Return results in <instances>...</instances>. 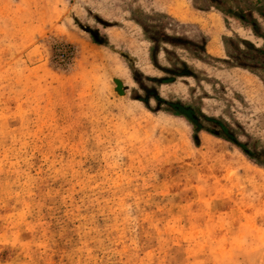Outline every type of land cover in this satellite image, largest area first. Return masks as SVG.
Returning a JSON list of instances; mask_svg holds the SVG:
<instances>
[{
    "label": "rangeland",
    "instance_id": "374dc122",
    "mask_svg": "<svg viewBox=\"0 0 264 264\" xmlns=\"http://www.w3.org/2000/svg\"><path fill=\"white\" fill-rule=\"evenodd\" d=\"M0 264H264V0H0Z\"/></svg>",
    "mask_w": 264,
    "mask_h": 264
},
{
    "label": "bare ground",
    "instance_id": "6f19581e",
    "mask_svg": "<svg viewBox=\"0 0 264 264\" xmlns=\"http://www.w3.org/2000/svg\"><path fill=\"white\" fill-rule=\"evenodd\" d=\"M210 48H211V52L213 54H217L218 53V50H219V44H218V42H216V40H213Z\"/></svg>",
    "mask_w": 264,
    "mask_h": 264
},
{
    "label": "water",
    "instance_id": "95a60500",
    "mask_svg": "<svg viewBox=\"0 0 264 264\" xmlns=\"http://www.w3.org/2000/svg\"><path fill=\"white\" fill-rule=\"evenodd\" d=\"M117 85L119 86V89L121 88V84L120 82L117 81Z\"/></svg>",
    "mask_w": 264,
    "mask_h": 264
}]
</instances>
